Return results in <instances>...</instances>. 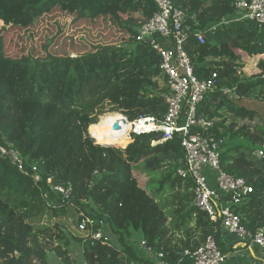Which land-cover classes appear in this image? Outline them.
I'll list each match as a JSON object with an SVG mask.
<instances>
[{
	"label": "trees",
	"instance_id": "16d2710c",
	"mask_svg": "<svg viewBox=\"0 0 264 264\" xmlns=\"http://www.w3.org/2000/svg\"><path fill=\"white\" fill-rule=\"evenodd\" d=\"M172 1L186 12L189 23H200V30L231 19L234 13L232 0ZM53 11L72 22L111 23L129 39L101 45L96 39H80L84 48L72 46L71 39L75 57L41 58L13 55L0 32V137H4L0 143L10 147L7 140L25 160L20 171L0 153V264H78L75 243L85 264L146 263L141 241L135 246L122 235L130 228L140 231L142 240L170 264H193L185 251H194L209 236L225 255L232 254L233 245L228 249L223 243L221 222H212L192 206V178L177 176L185 162L178 136L156 146L152 143L161 139L157 133L127 143H111L116 139L102 136L101 143L111 141L104 147L88 135L90 129L94 137L98 118L106 112H122L131 120L164 118L168 89L159 85L160 79L164 81L160 58L149 44L137 41L138 28L156 11L154 4L0 0V26L28 29ZM205 37L203 45L194 38L187 45L196 76L204 80L217 73L220 87L235 89L237 97L209 93L199 111L215 120L210 133L227 140L222 155L225 171L244 178L254 189L236 210L255 234L264 230V160L259 156L264 149V27L240 20L220 25ZM243 56L249 57L245 63ZM257 100L260 110L251 107ZM230 113L234 122L228 119ZM238 120L241 126L235 124ZM140 173L141 180H151L146 189L138 183ZM69 185V200L53 190ZM172 193L173 229L156 199ZM84 217L106 219L120 232V246L74 236L66 219L78 228ZM175 235L182 237L176 241Z\"/></svg>",
	"mask_w": 264,
	"mask_h": 264
},
{
	"label": "built area",
	"instance_id": "2783aa9c",
	"mask_svg": "<svg viewBox=\"0 0 264 264\" xmlns=\"http://www.w3.org/2000/svg\"><path fill=\"white\" fill-rule=\"evenodd\" d=\"M147 1L154 4L156 11L138 28L137 41L149 44L160 58L159 69L168 89L167 112L161 120L154 116H140L131 120L122 112H107L103 116L120 113L124 127L116 133L128 136L131 141L134 137L157 133L161 135V139L152 143V146H156L178 136L184 150L185 162L177 169V176L181 179L192 178V206L205 212L212 222H221L223 230L241 246L256 248L264 253V230L251 233L244 224L243 215L236 210L254 189L244 178L235 177L225 171L222 155L227 147V140L210 133L215 127V120L200 114L199 111L207 94L222 93L234 99L237 97L235 89L220 87L217 73L207 79H199L195 74L192 58L187 52L191 38L203 45L206 33L220 25L249 20L264 27V0H232L233 17L225 18L219 24L204 30H200L198 21L193 25L189 23L186 12L177 8L172 0ZM88 135L92 140H96L91 133L88 132ZM3 139L4 137H0L1 142ZM4 142L10 147L0 143L1 155L9 157L18 165L20 171H24L25 160L12 149L7 140ZM259 156L264 160V151H260ZM32 170L35 181L38 182L40 175L37 165H33ZM53 190L66 200L71 199V185L57 186ZM107 225L106 219L84 217L77 230L92 241L113 245L107 234ZM140 247L145 259L152 260L155 264H170L163 253L156 251L145 241L141 242ZM185 254L193 264H225L228 258L220 250L213 236H209L194 251H185ZM131 264L138 263L131 261Z\"/></svg>",
	"mask_w": 264,
	"mask_h": 264
},
{
	"label": "rangeland",
	"instance_id": "374dc122",
	"mask_svg": "<svg viewBox=\"0 0 264 264\" xmlns=\"http://www.w3.org/2000/svg\"><path fill=\"white\" fill-rule=\"evenodd\" d=\"M63 31V35L59 39H55V37ZM0 32L4 35L6 46L9 49L10 53L16 56H22V55H31L33 57H41L45 58L48 54H52L54 56H61V57H75L76 54L72 52V48L70 47L71 39L75 43L76 46L81 48V46L84 48V44L80 42V39H96L98 44H108V43H116L121 42L125 43L129 39V35L126 33L120 32L116 26H114L111 23H105V22H98L93 23L92 21H89L87 23L85 22H72L68 17H63L62 14L58 12H51L49 15L44 17L43 19L37 21L33 26H31L28 29H23L20 27H14V26H6L4 25L0 26ZM87 42L88 46L89 41ZM81 43V44H80ZM97 44V45H98ZM91 48L89 47V50ZM248 56H243V62L248 60ZM245 63V62H244ZM254 63H257L255 61ZM163 80H159L160 87H163ZM256 103L251 104V107L255 108L256 110L261 109V102L259 100L255 101ZM107 113V112H106ZM104 113V114H106ZM103 114V115H104ZM101 115V116H103ZM99 116V118L101 117ZM98 118V121H99ZM231 122H234L233 114H229L228 117ZM238 126L242 125V121L238 120L235 122ZM98 124L94 127L93 131L96 133V136L98 137L99 143L100 139L99 137H102L100 129L98 128ZM90 133V129L88 130ZM106 136H112L113 138H118L119 136L113 135V134H107ZM123 137V136H122ZM94 141V140H93ZM96 141V140H95ZM94 141V142H95ZM111 142V141H110ZM108 143V142H107ZM115 143V142H114ZM98 144V143H97ZM102 146V145H101ZM104 147H107L104 145ZM115 148H123L120 146H112ZM261 151H264L261 150ZM135 175H137L135 173ZM142 176V173L139 174L137 177L138 183L140 187L146 189V185L151 183L150 179L147 178H139ZM158 182V180H156ZM157 192V191H155ZM163 194H169V193H163ZM158 195V194H157ZM174 196L175 194L170 195H159L156 197L157 202H159V206L162 208V211L165 215L169 218V227L173 229V223L176 222V216H174L175 207H174ZM68 227L71 230V233L76 237H86L83 233L78 232V228L73 223L72 219H66ZM107 234L111 239V243L114 246H120V232L116 233L115 229H113V226L111 224L107 225ZM122 235L130 242L134 243L137 241H140L143 236L140 231H136L132 228L129 229L127 232H123ZM175 235V239H181V235H178V238ZM75 245V252L77 253V259L78 264H85L83 261L82 253L79 249H77V243ZM261 252V251H260ZM76 253L74 254L76 256ZM58 261V259H56Z\"/></svg>",
	"mask_w": 264,
	"mask_h": 264
},
{
	"label": "crops",
	"instance_id": "0c3cea01",
	"mask_svg": "<svg viewBox=\"0 0 264 264\" xmlns=\"http://www.w3.org/2000/svg\"><path fill=\"white\" fill-rule=\"evenodd\" d=\"M222 240L223 243L226 244L228 249H230L231 245H233L232 254L227 255L228 258L225 264H264V253L260 252L258 249L252 247H245L243 245L241 246L226 231H224ZM140 241L142 242L143 240L141 239ZM126 242L129 243L127 239ZM131 244L138 246L139 242L137 241ZM140 264H155V263L152 260H148L146 263L144 262Z\"/></svg>",
	"mask_w": 264,
	"mask_h": 264
},
{
	"label": "bare ground",
	"instance_id": "6f19581e",
	"mask_svg": "<svg viewBox=\"0 0 264 264\" xmlns=\"http://www.w3.org/2000/svg\"><path fill=\"white\" fill-rule=\"evenodd\" d=\"M98 128L100 129L101 136H106L104 135L105 133L113 134L116 133L117 131L121 130L124 127V121L122 120V116L120 113H116L115 115H106L103 116L100 121L98 122ZM120 132L116 133V136H119L116 138L115 141H112L111 143L117 142V141H122L124 143H127L131 141V139L128 136H123L124 138H121L122 135L119 134ZM93 136L96 139V143L100 145H106L108 143H99L98 137L96 136V133L93 131ZM100 138V137H99Z\"/></svg>",
	"mask_w": 264,
	"mask_h": 264
}]
</instances>
